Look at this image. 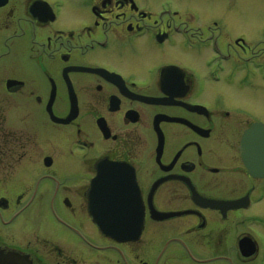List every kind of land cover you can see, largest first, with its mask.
<instances>
[{
	"label": "flooded vegetation",
	"instance_id": "1",
	"mask_svg": "<svg viewBox=\"0 0 264 264\" xmlns=\"http://www.w3.org/2000/svg\"><path fill=\"white\" fill-rule=\"evenodd\" d=\"M218 1L0 0V250L24 264H264V135L257 176L241 155L264 120L226 102L264 83V29L254 51L226 19L241 0ZM141 216L137 239L104 232L135 234Z\"/></svg>",
	"mask_w": 264,
	"mask_h": 264
},
{
	"label": "rangeland",
	"instance_id": "2",
	"mask_svg": "<svg viewBox=\"0 0 264 264\" xmlns=\"http://www.w3.org/2000/svg\"><path fill=\"white\" fill-rule=\"evenodd\" d=\"M196 4L197 10L201 6L200 11L203 13L215 12V9L217 10V5L224 7V3L218 0H196ZM226 6L228 9L226 14L227 18H225L233 26L230 27V29H232L233 31L232 37L243 34L248 39L246 40V45L253 48L254 51H257L258 49L262 50V47L258 46V43L253 40V37L257 36L260 33L261 28L264 29V0H241L240 2L233 1L231 2V5L228 3ZM63 12H66V14H68V18L66 19L68 22L75 23L78 21L79 18L74 14V9L72 7L67 6ZM210 23L213 24L212 22ZM234 28H236V30ZM228 41L233 44L234 39L232 38L231 41ZM228 90L229 88L227 89V91ZM205 95L212 102L215 101L214 98L209 96L207 93H205ZM226 102L230 106L253 107L257 110L256 116L264 120V83L257 87H250L243 90L234 91L232 96H229L227 98ZM254 211L256 214L264 217V202L256 206ZM245 214L246 213H244V215ZM165 226L167 228L175 227L178 229L188 227L187 225H184V222L182 221L174 222L173 224L168 223ZM148 256L149 254H146V261H148Z\"/></svg>",
	"mask_w": 264,
	"mask_h": 264
},
{
	"label": "water",
	"instance_id": "3",
	"mask_svg": "<svg viewBox=\"0 0 264 264\" xmlns=\"http://www.w3.org/2000/svg\"><path fill=\"white\" fill-rule=\"evenodd\" d=\"M262 131L264 133V128L262 127V124H255L253 125V127L251 129H249L244 137V142H243V151H245L244 154H246V152L248 154H251V158L253 159L256 152V147H254V149L250 150L249 146H246L248 143V138H254V140H256V133ZM247 135V136H246ZM249 149V150H248ZM250 172L255 176L256 175V169L255 168H251L250 167ZM141 229V228H140ZM138 234H140V231H138ZM112 236V235H111ZM139 235H129L128 237L126 235H122L120 236V238L122 239H131V238H137ZM113 237H115L113 235ZM28 258L26 256H23L22 254L19 253H15V252H8L5 250H0V264H24V262L27 260Z\"/></svg>",
	"mask_w": 264,
	"mask_h": 264
}]
</instances>
